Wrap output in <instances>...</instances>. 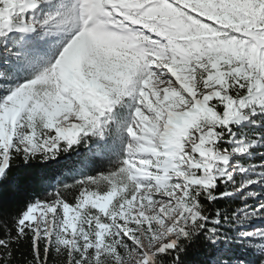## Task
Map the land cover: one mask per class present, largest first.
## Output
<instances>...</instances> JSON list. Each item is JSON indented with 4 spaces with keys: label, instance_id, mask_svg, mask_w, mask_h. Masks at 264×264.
<instances>
[{
    "label": "snow or ice",
    "instance_id": "obj_1",
    "mask_svg": "<svg viewBox=\"0 0 264 264\" xmlns=\"http://www.w3.org/2000/svg\"><path fill=\"white\" fill-rule=\"evenodd\" d=\"M0 264H264V0H0Z\"/></svg>",
    "mask_w": 264,
    "mask_h": 264
},
{
    "label": "trees",
    "instance_id": "obj_2",
    "mask_svg": "<svg viewBox=\"0 0 264 264\" xmlns=\"http://www.w3.org/2000/svg\"><path fill=\"white\" fill-rule=\"evenodd\" d=\"M22 171V170H21Z\"/></svg>",
    "mask_w": 264,
    "mask_h": 264
}]
</instances>
